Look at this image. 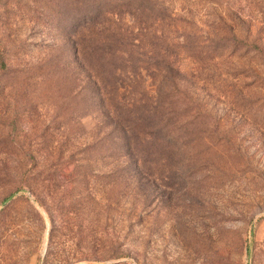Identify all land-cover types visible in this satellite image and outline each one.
I'll use <instances>...</instances> for the list:
<instances>
[{
  "label": "rangeland",
  "instance_id": "374dc122",
  "mask_svg": "<svg viewBox=\"0 0 264 264\" xmlns=\"http://www.w3.org/2000/svg\"><path fill=\"white\" fill-rule=\"evenodd\" d=\"M130 1L0 0V264H264V0ZM166 9L253 47L202 64ZM154 111L182 135L129 155Z\"/></svg>",
  "mask_w": 264,
  "mask_h": 264
},
{
  "label": "trees",
  "instance_id": "16d2710c",
  "mask_svg": "<svg viewBox=\"0 0 264 264\" xmlns=\"http://www.w3.org/2000/svg\"><path fill=\"white\" fill-rule=\"evenodd\" d=\"M155 0H131L127 3V8L130 13L135 15V17L142 16L139 18L145 28L152 24L149 18H153V11L156 7V4L159 2H154ZM99 14H102L100 11L95 16L91 17L89 21L96 23L99 18ZM162 17L160 19H165L167 21V26L177 25V23L187 25L193 29V33L183 34V41L180 43V48H183L185 51H192L194 54L191 55L198 62L204 64L205 62H212L215 67H223L225 65V60L231 58L234 53L241 51V43H247V51L250 50L253 45V41L249 40H240L233 33H229L227 24L223 19L213 20V23L210 20L199 21L195 17H183L175 16L173 12L167 13V9L164 12L160 13ZM169 22V24H168ZM207 26L210 30L206 34L204 28L201 27ZM250 37V33H249ZM236 45L233 48V53L229 51L230 45ZM9 62L5 58L2 50L0 49V73L8 71ZM161 96L165 95V90L162 91ZM158 111V107L155 108ZM154 111L151 115L144 118V120L128 121L122 124V131L124 132L123 147L126 149L129 155H133L136 151L149 152V149L156 147V151H161L164 148L162 146L158 148V145L161 141H166L168 144H171L173 141L176 142V138L182 135L180 130V124H175L172 117L168 116V119L162 120L158 116V112ZM170 112L169 115H173ZM160 114V113H159ZM162 115V114H161ZM150 138L148 145L142 144L141 138ZM176 148L175 144L172 145V149ZM145 157V156H144ZM139 160H143L142 156Z\"/></svg>",
  "mask_w": 264,
  "mask_h": 264
}]
</instances>
